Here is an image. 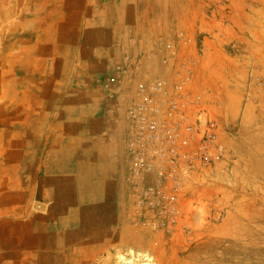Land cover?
I'll return each instance as SVG.
<instances>
[{
	"label": "rangeland",
	"instance_id": "1",
	"mask_svg": "<svg viewBox=\"0 0 264 264\" xmlns=\"http://www.w3.org/2000/svg\"><path fill=\"white\" fill-rule=\"evenodd\" d=\"M160 79L173 92L188 82V107L217 122L225 150L183 172L172 232L140 214L133 182L130 112ZM109 123L115 136L98 145L115 161L100 154V171L74 146ZM58 203L84 246L43 261L32 219ZM121 231L129 241L105 239ZM120 251L264 264V0H0V264H116Z\"/></svg>",
	"mask_w": 264,
	"mask_h": 264
},
{
	"label": "built area",
	"instance_id": "2",
	"mask_svg": "<svg viewBox=\"0 0 264 264\" xmlns=\"http://www.w3.org/2000/svg\"><path fill=\"white\" fill-rule=\"evenodd\" d=\"M187 83L182 82L173 92L166 81L157 80L130 112L135 127L132 169L138 190L136 204L157 231L177 230L181 215L177 193L183 172L196 164H209L225 153L217 122L203 120L200 112L188 107Z\"/></svg>",
	"mask_w": 264,
	"mask_h": 264
},
{
	"label": "bare ground",
	"instance_id": "3",
	"mask_svg": "<svg viewBox=\"0 0 264 264\" xmlns=\"http://www.w3.org/2000/svg\"><path fill=\"white\" fill-rule=\"evenodd\" d=\"M66 169H67V167H66ZM104 169H107V167L102 166L100 168V171L104 170ZM57 170H58V168H57ZM91 173H92V171H91ZM46 176L48 178L45 177V179H48L49 181L52 182V180L55 179L56 174H49ZM101 181L103 182L104 179L102 178ZM50 188H51V186H50ZM58 188H59L58 184H53L51 194H47V195H50L49 196L50 200L55 199L57 197ZM110 195H112V194H110ZM76 202H77L76 200H73V202H71L68 205L74 206V204ZM56 206H58V207H57V209H55V212L53 213V215H55L54 218H52V219L47 218L46 219L47 222H45V224H44V222H42L43 218L40 219L37 216H35L34 219H32L33 221L31 220L32 221V227L30 228V237L32 239L31 240L32 245L30 246V248L34 249V251L31 252V256H33V257L41 256L42 257L41 259L43 261L46 260L47 256L51 255L50 252L46 253L45 250H52L53 249V251H52L53 255L57 256L58 258H62V257L69 254L72 257V259H74L75 257H77L82 246H84L82 243H80V245L78 244L79 240H81L80 237H81V232H82L78 229V227H80L79 220H77L75 215L65 217V215H64L65 213L63 212V209H60L59 203ZM63 215H64V217H63ZM111 236H112V239H115L118 237V238H121V240L129 241V239H127L128 237L126 238L127 235L125 234L124 231H121V234H118V232L117 233L108 232L105 239L107 241L112 240ZM41 250H43V251L41 252ZM18 255H20V253ZM115 258H116V260H115L116 264H151L149 260L136 261V259L134 258L133 255H129V254H127L125 252H121V251L116 254Z\"/></svg>",
	"mask_w": 264,
	"mask_h": 264
},
{
	"label": "crops",
	"instance_id": "4",
	"mask_svg": "<svg viewBox=\"0 0 264 264\" xmlns=\"http://www.w3.org/2000/svg\"><path fill=\"white\" fill-rule=\"evenodd\" d=\"M59 87L62 88L61 84L59 83ZM63 87H66L65 82H63ZM99 130V129H98ZM105 131H95L96 133H90V135H88L90 142H86L84 140V136H82V139L80 141V143L78 144V146H74L75 148V152H80L77 155L79 160H88L90 165H94V166H104V164H100L99 162L101 161L99 155L102 153H106V160L105 162H109L110 161H115V155L116 153L114 152V148H112V145L107 146L108 148L105 150H101L103 149L101 146L98 145V141L101 139H106L110 136H115L112 135L110 132H112V124H107L106 129H104ZM61 148V147H59ZM80 148V149H79ZM66 151V149H65ZM65 157V155H64ZM65 159V158H64Z\"/></svg>",
	"mask_w": 264,
	"mask_h": 264
}]
</instances>
